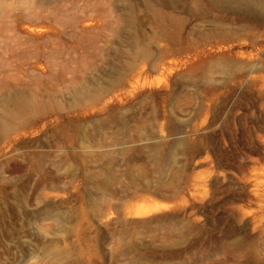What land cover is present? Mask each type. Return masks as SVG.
<instances>
[{"label":"rangeland","instance_id":"1","mask_svg":"<svg viewBox=\"0 0 264 264\" xmlns=\"http://www.w3.org/2000/svg\"><path fill=\"white\" fill-rule=\"evenodd\" d=\"M252 1L0 0V264H264Z\"/></svg>","mask_w":264,"mask_h":264},{"label":"bare ground","instance_id":"2","mask_svg":"<svg viewBox=\"0 0 264 264\" xmlns=\"http://www.w3.org/2000/svg\"><path fill=\"white\" fill-rule=\"evenodd\" d=\"M233 1L235 2V4H244L242 2H245L248 6H251V7L255 5V3L252 0H233ZM242 6L244 7V5Z\"/></svg>","mask_w":264,"mask_h":264}]
</instances>
